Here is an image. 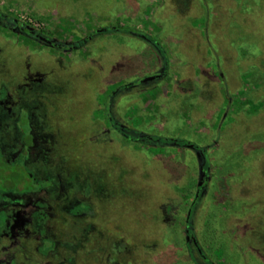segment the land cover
Wrapping results in <instances>:
<instances>
[{"label":"rangeland","instance_id":"obj_1","mask_svg":"<svg viewBox=\"0 0 264 264\" xmlns=\"http://www.w3.org/2000/svg\"><path fill=\"white\" fill-rule=\"evenodd\" d=\"M0 13L58 45L0 27V92L24 89L46 116L50 168L82 200L71 215L91 214L86 233L56 219L66 263L264 264V0H0ZM135 136L187 141L205 162ZM190 205L205 258L184 240ZM36 239L19 264H39Z\"/></svg>","mask_w":264,"mask_h":264},{"label":"flooded vegetation","instance_id":"obj_2","mask_svg":"<svg viewBox=\"0 0 264 264\" xmlns=\"http://www.w3.org/2000/svg\"><path fill=\"white\" fill-rule=\"evenodd\" d=\"M0 27L7 32L25 36L37 45L48 48L58 46L50 43L47 38L42 40L39 32L28 29L17 19H10L1 13ZM59 46L65 48L63 45ZM4 89L0 92V264H19L17 258L27 249L23 240L30 242L36 239L34 237H39L36 240L42 243L48 241L50 247L41 256L42 243H37L36 253L42 257L39 264H71L66 263L64 255L58 254L62 247L64 250L66 248L59 240L61 232L55 225L56 219L69 215L71 224L76 225L73 222L76 219L81 233H86L85 219H89L91 214L71 215L82 200L77 197L69 198L58 171L53 172L50 168L48 154L52 152L54 139L45 131L46 116L33 115L34 108L23 102L24 89H15V95ZM108 118L112 117L108 115ZM141 139L145 141V138ZM41 153L45 157H40ZM19 175H25L27 181L34 186L26 188ZM40 181L46 185H38ZM188 227L191 229L190 225ZM185 232L188 233L189 229ZM192 236L194 237L193 233ZM196 245L198 248L197 241ZM202 257L205 258L203 254Z\"/></svg>","mask_w":264,"mask_h":264},{"label":"trees","instance_id":"obj_3","mask_svg":"<svg viewBox=\"0 0 264 264\" xmlns=\"http://www.w3.org/2000/svg\"><path fill=\"white\" fill-rule=\"evenodd\" d=\"M123 29H124V32L126 34L135 35V36H138V37L142 38L144 41H146L147 43H149V45L155 50V52L158 54L159 57H161V59H164L165 58L164 52L162 51V48H160V44H157L158 42L152 40V38H150L147 35H142V34L136 33L135 31H133L132 29H130L128 27L127 28H123ZM123 29H120V30L122 31ZM114 30H116V29H114ZM64 49H66V48H64ZM163 70H164V72L166 70V65L165 64H164ZM118 131H120V130H118ZM144 138L145 139H143V140H145V141H142V139L140 137H138V136H135L133 138L131 137L129 139L131 141L137 142V143H144V142H146V143H148L150 145H153V146H157V145L162 146V145L168 144L169 142H172L173 144H175L176 146H179V147H193V149L196 150L199 153V155L202 157V163L205 162L204 149L199 148L197 146H193L192 144L188 143L187 141H184V140H175V139H168V138H161V137H158V136H147V137H144ZM202 163H201V167H202ZM207 164H208V162H207ZM208 166H209V164L206 165V166L204 165L205 168H207ZM207 174L208 173H207V170H206L205 171V175L207 176ZM199 179H200L201 183H199V186L196 188L197 190H196V193L194 194V199L195 198L197 199L199 197V195L202 194V192L204 191V185H205V183L207 181V178H205V176L203 174H202V178H201V175H200V178ZM191 205L189 206L188 211H187L188 212V215H187V217L184 220V224H185V229L184 230L185 231L187 230L186 227H188L190 225V217H191L192 210H193V208L191 207ZM190 209H192V210H190ZM188 229H189V232L188 233L184 232V235H185L184 240L187 241V243H188L187 246L189 247V249L192 247L190 249L192 251L191 252V255L193 253H195L196 255H199L200 257H202V254L199 251L200 249H199V247L197 248L196 241H195L194 237L192 236V232H190L191 229L189 227H188ZM217 251L220 252V253L222 252L221 250H217ZM192 258H193V256H192Z\"/></svg>","mask_w":264,"mask_h":264},{"label":"water","instance_id":"obj_4","mask_svg":"<svg viewBox=\"0 0 264 264\" xmlns=\"http://www.w3.org/2000/svg\"><path fill=\"white\" fill-rule=\"evenodd\" d=\"M153 79H154V77H149V78L145 79L144 82L152 81Z\"/></svg>","mask_w":264,"mask_h":264}]
</instances>
